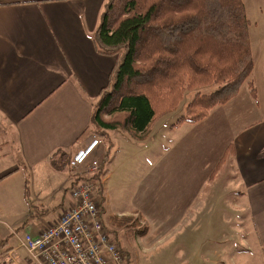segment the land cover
<instances>
[{
    "label": "crops",
    "instance_id": "1",
    "mask_svg": "<svg viewBox=\"0 0 264 264\" xmlns=\"http://www.w3.org/2000/svg\"><path fill=\"white\" fill-rule=\"evenodd\" d=\"M107 1L0 0V264H33L21 240L73 203L72 169H57L52 159L71 160L91 148V158L102 160L107 152L108 142L92 127L94 106L118 62L94 41ZM243 3L255 65L235 97L196 123L173 127L164 117L145 141L109 131V164L118 157L132 162L173 134V158L165 159L169 146L158 174L174 183L175 194L160 199L159 225L162 238L174 229L177 241L189 244V264H204L197 259L199 218L214 226L216 216L222 221L210 244L218 249L207 251L205 264H264V0ZM109 175H102L103 189ZM224 177L231 189L216 192ZM122 229L113 235L134 264Z\"/></svg>",
    "mask_w": 264,
    "mask_h": 264
},
{
    "label": "trees",
    "instance_id": "2",
    "mask_svg": "<svg viewBox=\"0 0 264 264\" xmlns=\"http://www.w3.org/2000/svg\"><path fill=\"white\" fill-rule=\"evenodd\" d=\"M249 26L243 0H108L94 41L118 62L92 113L94 134L108 142L94 178L100 180L111 157L109 131L145 141L187 92L196 94L178 124L199 122L235 97L255 65ZM52 165L65 169L70 160L62 154ZM98 193L104 213L102 186ZM113 223L141 237L149 233L132 216H116Z\"/></svg>",
    "mask_w": 264,
    "mask_h": 264
},
{
    "label": "rangeland",
    "instance_id": "3",
    "mask_svg": "<svg viewBox=\"0 0 264 264\" xmlns=\"http://www.w3.org/2000/svg\"><path fill=\"white\" fill-rule=\"evenodd\" d=\"M210 90L204 88L202 92L208 93ZM195 94V91L187 92L178 111L176 110L177 112L169 117L165 116L168 125L170 124L173 127L179 125L178 120L185 113L186 104L195 97ZM167 133L164 139L160 141V147L150 149L148 152L143 153L142 157L138 156L132 162H124L125 164L118 157L114 163L109 164V160L105 166L104 172L106 174L111 173V175L106 179L103 189L104 218L112 232L116 228L114 223H110L113 220L112 215L119 213H122L121 217L133 216L134 219L139 221L141 226L147 225L152 228L151 234L142 238L136 236L133 227L124 226L125 229L119 230L122 245L132 253L134 264H189L190 262L189 244H180L177 241L176 237H174V227L171 228L173 230L167 234L168 236L162 238L164 236V228L159 225L160 210L163 208L159 205L160 199L162 200L165 195L174 197L175 194L174 183L159 180L158 174L159 160L163 162V151L167 150L169 146H172V149L170 152H166L165 159L168 161L171 158L170 155L173 158L171 154L173 152V144H170L173 141V134ZM114 136L116 135L114 134ZM112 152L111 155L113 156ZM110 159L112 160L111 157ZM224 171L225 173L228 172L227 169ZM227 180L225 177L221 179L220 189L217 187L216 192L218 190L223 192L225 189L227 191L229 188L231 189ZM205 189L206 186L202 190L204 191ZM98 201L101 205L102 197L100 195ZM140 216H142L145 223L140 221L142 219ZM215 218L214 226L208 221L199 218L197 259L204 264L207 251L218 249L215 244H210L213 236L218 237L219 231L216 230V226L222 221L220 216ZM177 219L179 220V217ZM125 232L130 233V236L126 238Z\"/></svg>",
    "mask_w": 264,
    "mask_h": 264
},
{
    "label": "built area",
    "instance_id": "4",
    "mask_svg": "<svg viewBox=\"0 0 264 264\" xmlns=\"http://www.w3.org/2000/svg\"><path fill=\"white\" fill-rule=\"evenodd\" d=\"M100 166L99 159L91 158V148L71 158L72 205L54 223L21 240L33 264H128L98 201L102 177L94 176Z\"/></svg>",
    "mask_w": 264,
    "mask_h": 264
}]
</instances>
